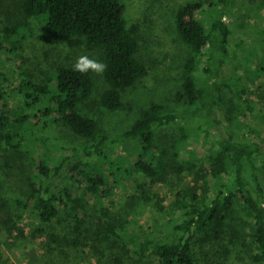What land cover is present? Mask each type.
Instances as JSON below:
<instances>
[{
    "label": "trees",
    "instance_id": "16d2710c",
    "mask_svg": "<svg viewBox=\"0 0 264 264\" xmlns=\"http://www.w3.org/2000/svg\"><path fill=\"white\" fill-rule=\"evenodd\" d=\"M19 3L22 18L0 29V50L16 54L29 32V19H41L49 41L98 53L107 65L104 76L109 85L100 102L110 110L122 108L124 92L148 75V66L140 56L139 25L130 24L125 0ZM233 5L234 0H189L179 7L176 28L191 48L182 88L175 94L182 106L172 108L153 101L123 132L109 134L96 118L81 111L80 105L92 98L96 83L94 72L81 74L74 70L77 59L57 64L42 82L20 65L24 99L17 104L0 89V140L15 160H27L29 166L19 164L29 171L27 197L20 202L34 210L42 225L40 231L51 228V243L70 248L84 244L83 234L89 230L91 216L87 195L104 204L103 198L111 193L106 187L111 175L119 179L133 170L144 174L146 180L136 185L138 193L128 197L130 204L138 206L153 201L151 189L155 182L166 180L171 173L182 174L198 167L194 184L177 193L175 212L164 223L165 235L152 236L155 233L149 231L137 238L132 236L127 221L98 219L97 241L110 242L106 260L110 264H196L198 245H222L230 234L229 243H239L252 261L264 264V185L258 164L264 136H252L257 130L240 119L242 115H256L258 109L244 74L228 69V64L238 59L242 46L231 42L228 17ZM2 15L0 0V24ZM256 56V62H260L257 73L262 74L264 54ZM52 121L91 142L72 149L52 143L44 133ZM173 123H180V137L169 146L173 151L170 156L168 138L161 142L156 138L160 128ZM233 125L247 127L249 132L237 133ZM193 130L209 144L205 163L197 162L194 150L184 153L183 144L190 140ZM137 140L142 151L136 155L132 169L124 168L122 157L111 153ZM69 152L101 161L74 165L67 176L68 185L58 195L53 187L71 156ZM240 202L249 210V233L236 225L229 227V218ZM103 209L104 215L111 218V210ZM160 209L164 210L162 205ZM56 220L67 222L65 233L56 230ZM95 249L99 250L98 246ZM223 252L229 254L230 249L224 246ZM205 257L204 264H219L211 253Z\"/></svg>",
    "mask_w": 264,
    "mask_h": 264
},
{
    "label": "rangeland",
    "instance_id": "374dc122",
    "mask_svg": "<svg viewBox=\"0 0 264 264\" xmlns=\"http://www.w3.org/2000/svg\"><path fill=\"white\" fill-rule=\"evenodd\" d=\"M189 0H125L127 16L130 24L139 25L141 38L140 56L148 66V75L128 88L124 94V106L118 110H110L100 102L102 93L109 87L103 74L94 73L95 90L88 102L80 105L81 111L98 120L101 127L109 134L127 130L138 118L143 108L151 102L158 101L172 108H180L175 94L182 88L185 75V62L191 53V48L180 37L176 28V13L179 7ZM20 0H3V22L0 29L17 23L21 18ZM264 0H234L228 22L232 28L231 42L239 48L237 60L228 64L229 71L244 74L249 95L255 101L258 109L256 115L246 114L240 119L257 130L252 136H264V73H257L260 63L256 53L264 54ZM44 22L32 17L29 19V32L22 38L16 54L0 50V89L13 103L23 101L21 90L23 75L19 66L33 75L36 81H46L59 63L74 60L82 55L101 61L98 53L86 48H71L66 42H53L46 39ZM225 115V110L222 109ZM233 121V120H232ZM44 130L50 141L59 146L72 149L90 140L75 135L68 127L57 123ZM237 133H247L249 129L233 125ZM180 123L166 125L158 130L156 140L161 142L168 138L167 146H171L180 137ZM218 136V132L214 131ZM164 136V137H162ZM256 137V136H255ZM208 143L204 136L196 131L191 132L189 141L183 144L184 153L194 150L198 155V163H205L209 154ZM171 147H169L170 149ZM140 140L131 141L112 151L114 157L120 155L124 168L132 169L133 161L141 152ZM71 154L62 172L57 176L53 187L55 193L61 194L68 185L67 176L74 165H83L85 161H101L100 158ZM170 149V156H173ZM187 154V153H186ZM28 161L15 160L0 140V264H110L105 257L110 242L97 241V222L105 220H124L129 224L132 236L142 238L144 233L152 236L165 235L164 223L175 212L177 193L185 187L194 184L198 167L186 170L182 174L171 173L166 180L157 181L151 189L155 195L153 201L144 205L134 206L128 199L138 193L137 182L145 181L143 173L133 170L124 173L119 179L114 175L106 185L111 190L103 199L104 204L88 194L90 201L89 230L83 234L84 244L78 248H70L63 244L51 243V228L43 232L39 230L40 221L32 208H27L20 202L27 197V175L29 171L19 164ZM261 180L264 185V149L258 155ZM202 192L201 190L199 191ZM86 198H84V201ZM159 201V202H158ZM160 205L164 210L160 209ZM103 207L111 210V218L104 215ZM114 217V218H113ZM117 221V222H118ZM63 222L56 220V230L65 233ZM230 225H236L242 232L250 231V215L247 206L237 203L235 212L229 218ZM165 227V228H163ZM230 234L219 243H209L196 247V264H204L205 256L212 254L219 264H258L249 257L239 243H229ZM142 240V239H141ZM98 246L99 250L95 247ZM224 246L230 249L229 254L223 252Z\"/></svg>",
    "mask_w": 264,
    "mask_h": 264
},
{
    "label": "clouds",
    "instance_id": "9594fccd",
    "mask_svg": "<svg viewBox=\"0 0 264 264\" xmlns=\"http://www.w3.org/2000/svg\"><path fill=\"white\" fill-rule=\"evenodd\" d=\"M73 68L81 74L88 73L89 71L103 74L107 69V65L96 59H91L87 55H82L77 58Z\"/></svg>",
    "mask_w": 264,
    "mask_h": 264
}]
</instances>
